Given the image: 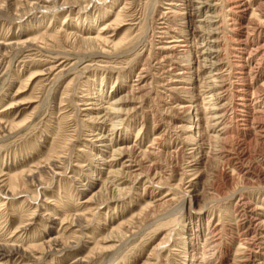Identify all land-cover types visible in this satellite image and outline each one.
<instances>
[{
    "label": "rangeland",
    "instance_id": "obj_1",
    "mask_svg": "<svg viewBox=\"0 0 264 264\" xmlns=\"http://www.w3.org/2000/svg\"><path fill=\"white\" fill-rule=\"evenodd\" d=\"M263 20L0 0V264H264Z\"/></svg>",
    "mask_w": 264,
    "mask_h": 264
},
{
    "label": "bare ground",
    "instance_id": "obj_2",
    "mask_svg": "<svg viewBox=\"0 0 264 264\" xmlns=\"http://www.w3.org/2000/svg\"><path fill=\"white\" fill-rule=\"evenodd\" d=\"M182 1H183V0H182ZM193 1H194V0H193ZM204 2H205V1H204ZM204 2H203V3H204ZM261 2H262V1H261ZM185 3H186V2H185ZM194 3H196V2H194ZM171 4H172V3H171ZM205 4H206V3H205ZM212 4H213V3H212ZM189 5H190V4H189ZM197 5H198V4H197ZM194 6H195V5H194ZM198 6H199V5H198ZM198 6H197V7H198ZM236 7H237V6H236ZM240 7H241V6H240ZM246 7H247V6H246ZM177 8H178V6H177ZM192 8H193V7H192ZM178 9H180V8H178ZM204 9H207V8H204ZM198 10H199V9H198ZM185 11H186V10H185ZM195 11H196V10H195ZM182 12H183V11H182ZM182 12H181V13H182ZM188 12H189V11H188ZM175 13H176V12H175ZM175 13H174V14H175ZM177 14H178V13H177ZM184 15H185V13H184ZM185 16H186V15H185ZM179 17H180V15H179ZM181 17H183V16H181ZM191 17H192V16H191ZM210 17H211V16H210ZM213 17H214V16H213ZM250 17H251V16H250ZM259 17H260V16H259ZM261 17H262V16H261ZM187 18H188V17H187ZM191 19H192V18H191ZM257 19H258V21H259V18H258V17H257ZM189 20H190V19H189ZM200 20H201V19H200ZM260 21H262V20L260 19ZM260 21H259V22H260ZM263 21H264V20H263ZM202 22H203V21H202ZM183 23H184V22H183ZM191 23H192V22H191ZM257 23H258V22H257ZM258 24H259V23H258ZM193 25H194V24H193ZM260 25H261V24H260ZM260 25H258V26H260ZM186 26H188V25H186ZM260 27H261V26H260ZM254 28H255V27H254ZM192 29H193V28H192ZM192 29H191V30H192ZM195 29H196V28H195ZM195 29H194V30H195ZM211 30H212V29H211ZM192 31H193V30H192ZM211 33H212V32H211ZM191 36H192V35H191ZM173 37H174V36H173ZM96 39H97V38H96ZM177 39H178V38H177ZM184 39H186V38H184ZM175 40H176V39H175ZM175 40H174V41H175ZM172 41H173V40H172ZM177 41H178V40H177ZM180 41H181V40H180ZM180 41H179V43H180ZM182 41H183V40H182ZM187 42H188V41H187ZM189 42H190V41H189ZM237 42H238V41H237ZM177 44H178V43H177ZM187 44H188V43H187ZM174 45H175V44H174ZM176 46H177V45H176ZM183 46H184V45H183ZM183 46H182V45H179L178 47H181V49H182ZM196 46H197V45H196ZM196 46H195V47H196ZM174 47H175V46H174ZM184 47H185V46H184ZM166 48H167V47H166ZM166 48H165V49H166ZM170 49H171V48H170ZM172 49H173V48H172ZM174 49H175V48H174ZM176 49H177V48H176ZM206 49H207V48H206ZM239 49H240V48H239ZM168 50H169V49H168ZM185 50H187V49H185ZM207 50H208V49H207ZM210 50H211V49H210ZM178 52L180 53V51H178ZM183 52H184V51H183ZM183 52H182V53H183ZM193 52H194V51H193ZM203 52H204V51H203ZM209 52H210V51H209ZM184 53H186V52H184ZM200 53H202V52H200ZM189 54H190V53H189ZM197 54H198V53H197ZM187 57H188V56H187ZM238 57H239V56H238ZM248 57H249V56H248ZM191 58H193V57H191ZM249 58H250V57H249ZM193 59H194V58H193ZM195 59H196V57H195ZM204 59H205V58H204ZM239 60H240V59H239ZM190 61H191V60H190ZM192 61H193V60H192ZM176 63H177V62H176ZM192 63H194V62H192ZM190 64H191V63H190ZM213 64H214V63H213ZM186 65H187V64H186ZM186 65H185V66H186ZM174 68H175V67H174ZM177 68H178V67H177ZM179 71H180V70H179ZM186 71H187V70H186ZM188 71H189V70H188ZM177 72H178V71H177ZM182 72H183V71H182ZM184 72H185V71H184ZM185 73H186V72H185ZM186 74H187V73H186ZM215 74H216V73H215ZM176 76H177V75H176ZM183 76H184V75H183ZM181 78H182V77H181ZM175 80H176V79H175ZM182 82H183V81H182ZM262 84H263V82H262ZM262 86H264V85H262ZM181 89H183V88H181ZM242 90H243V89H242ZM243 95H244V94H243ZM217 98H218V97H217ZM252 98H253V97H252ZM240 99H244V98H240ZM215 104H216V103H215ZM217 104H218V103H217ZM241 104H242V103H241ZM221 105L223 106V103H222ZM222 106H220V107H222ZM191 107H192V106H191ZM191 107H190V108H191ZM214 107H215V106H214ZM216 107H217V105H216ZM216 107H215V108H216ZM190 108H189V109H190ZM198 108H199V107H198ZM202 108H203V107H202ZM210 108H211V107H210ZM217 108H218V107H217ZM223 108H224V107H222V109H223ZM194 109H195V108H194ZM200 109H201V108H200ZM212 109H213V108H212ZM212 109H211V110H212ZM236 109H237V108H236ZM185 110H186V109H185ZM185 110H184V111H185ZM196 110H198V109H196ZM205 110H206V109H205ZM198 111H199V110H198ZM222 111H223V110H222ZM215 114H216V113H215ZM217 115H218V114H216L215 116H217ZM201 116H202V115H201ZM211 116H212V115H211ZM221 116H223V115L220 113V117H221ZM213 117H214V115H213ZM208 118H210V117H208ZM214 118H215V117H214ZM217 118H218V117H217ZM196 119H197V118H196ZM210 119H213V118L211 117ZM197 120H198V119H197ZM208 120H209V119H208ZM238 120H239V119H238ZM241 120H242V119H241ZM250 120H251V119H250ZM199 121H200V120H199ZM207 122H208V121H207ZM197 124H198V123H197ZM212 124H213V123H212ZM196 126H197V125H196ZM198 126H199V125H198ZM191 130H192V129H191ZM219 130H220V129H219ZM219 130H218V131H219ZM154 140H155V139H154ZM118 148H119V147H118ZM194 148H195V147H194ZM125 149H127V147H123V148H121L120 150H125ZM198 149H199V148H198ZM117 150H118V149H117ZM190 153H191V152H190ZM126 157H127V156H126ZM113 160H114V159H113ZM124 162H125V161H124ZM124 165H125V164H124ZM0 254H1V253H0ZM215 263H216V262H215Z\"/></svg>",
    "mask_w": 264,
    "mask_h": 264
}]
</instances>
